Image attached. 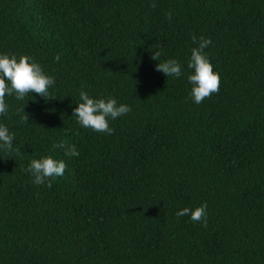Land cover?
<instances>
[{"label":"trees","instance_id":"trees-1","mask_svg":"<svg viewBox=\"0 0 264 264\" xmlns=\"http://www.w3.org/2000/svg\"><path fill=\"white\" fill-rule=\"evenodd\" d=\"M193 36L220 81L199 104ZM2 52L55 86L5 97L21 154L0 152V264H264V0H0ZM81 89L130 106L111 135L76 123ZM47 155L64 174L35 185ZM202 203L206 224L176 215Z\"/></svg>","mask_w":264,"mask_h":264},{"label":"clouds","instance_id":"clouds-1","mask_svg":"<svg viewBox=\"0 0 264 264\" xmlns=\"http://www.w3.org/2000/svg\"><path fill=\"white\" fill-rule=\"evenodd\" d=\"M193 44L197 47L191 49L190 57L187 60V82L191 86L189 96L193 103L199 104L210 94L218 91L219 74L213 70V65L204 51L212 43L210 38L195 36L192 37ZM160 51L151 52V59L158 61L156 71L164 74L165 77L180 78L183 75L182 65L176 59H166L160 61ZM59 60V56L55 57ZM55 86V78L47 74L43 67L32 57L27 55H15L7 52L0 53V117H6L9 112V104L5 97H14L17 101H23L29 93L46 98L49 89ZM72 109V116L81 128H88L98 133L111 135L113 128L109 126V121L128 114L131 111L129 105L118 103L111 96L93 97L88 92L81 89L78 93V102ZM27 116L21 120H27ZM15 134L9 127L0 120V152L20 155V150L14 145ZM64 148V142L57 145ZM66 156L76 157L79 153L74 146H70L65 151ZM66 164L63 160L53 158L51 155L33 158L28 162L25 171L32 178L35 185H43L49 178H57L64 174ZM207 204L202 203L197 207H184L176 212L177 216H188L192 222L206 224Z\"/></svg>","mask_w":264,"mask_h":264}]
</instances>
